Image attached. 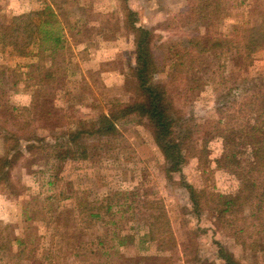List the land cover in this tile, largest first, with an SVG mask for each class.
Segmentation results:
<instances>
[{
  "label": "rangeland",
  "instance_id": "1",
  "mask_svg": "<svg viewBox=\"0 0 264 264\" xmlns=\"http://www.w3.org/2000/svg\"><path fill=\"white\" fill-rule=\"evenodd\" d=\"M54 1L62 7L60 46L37 39L23 56L0 42V155L6 153L10 134L37 143L44 139V146H50L29 152L23 143L11 184L4 177L0 181V264H219L216 241L241 264H264L263 218L245 225L238 205L218 221L214 203L196 218L188 191L180 186L184 180L199 190L220 192L227 195L222 203L244 181L250 189L256 183L264 190V179L252 170L251 148L242 150L240 165L225 169L190 157L183 174L170 180L146 120L130 115L118 122L117 135L87 137V159L57 160L55 147L65 145L69 133L91 129L114 103H133L136 84L134 36L122 23L121 0H0V29L14 16L40 11ZM191 1L194 7L197 2ZM220 1L231 20L222 16L216 24L219 36H233L235 24L252 26L261 20L264 0ZM130 4L140 16L139 25L154 33L155 51H168L169 59L194 34L205 33V25L188 12L189 0ZM170 65L156 77L158 83L169 82ZM190 66L180 83L200 88L189 101H181L179 111L191 119L185 123L192 127L196 148L220 125L243 134L254 122L252 112L244 113L250 109L246 105L264 92V50L249 57L211 52ZM222 145V139L209 143L212 159L220 157ZM163 211L175 239L167 252L146 238L154 216ZM244 211L249 214L248 208ZM141 257L149 260L142 263Z\"/></svg>",
  "mask_w": 264,
  "mask_h": 264
},
{
  "label": "trees",
  "instance_id": "2",
  "mask_svg": "<svg viewBox=\"0 0 264 264\" xmlns=\"http://www.w3.org/2000/svg\"><path fill=\"white\" fill-rule=\"evenodd\" d=\"M73 1L76 0H62L63 3ZM194 1L197 3L194 7H191L190 2L193 1L189 0L188 12L191 15L192 13L195 14L196 17H193L195 21L205 25V33L194 34L188 40L187 47L174 53L172 56V58L175 57L174 59H169L170 53L168 51L162 55L155 51L153 47L155 35L150 29L139 25V23L142 24L140 16L132 10L131 0H121L125 12L122 23L134 36L135 42L133 78L136 84V99L131 104L114 103L111 112L102 114L91 129L76 130L69 133L66 144L58 143L55 147L57 149L56 158L59 162L68 159L72 162H79L81 159H87L88 149L85 144L87 137L93 135L99 137L115 136L119 133L118 122L120 120L130 115H138L146 120V126L151 131L156 145L164 156L166 161L165 173L170 180H173L178 174H183L184 166L190 157H195L201 164L210 160L219 169H225L229 168L232 163L240 165L241 156L243 155L241 152L247 148L252 149V170L258 172L259 178L264 179V92L258 94L246 105L250 109L245 110L244 113L252 112L254 122L244 127L246 130L243 134H237L234 130L226 131L221 128V125L220 127H214L203 139L201 149L196 148L192 127L185 123V121L189 122L191 119L187 118L186 120V117L181 115V111H179L181 110V101H189L193 91L200 88V86L184 88L180 83L184 72L197 60V56L211 52H219L221 55L227 56L239 52L249 57L264 50V8L261 9V20L259 19L260 21L256 25L240 27L235 24L233 36H219L218 31H216L218 30L216 24L227 16L231 20V14L225 13V8H223L220 0ZM54 2V4L48 5L40 11L14 16L9 25L2 26L0 29V42L3 47H12L25 56L28 54L29 47L37 39L49 41L54 46H60L64 31L58 19V11L62 7L58 5L57 1ZM168 63L171 64V71L167 76L169 82L158 83L156 77L165 72ZM192 81L197 83L195 79ZM198 82L201 83V81ZM219 123L222 124L221 121ZM221 139L223 141L222 153L220 157L212 159L209 143ZM39 140H37L39 142L37 143L32 141L31 137L10 134L6 153L3 156L0 155V181L4 177V180L11 184L12 166L14 161L23 154L21 148L23 143L28 146L29 152L38 148L49 149V145L44 146V139ZM240 176L244 178L246 175L240 174ZM180 184L188 191L192 204L191 211L196 218H200L204 214L206 204L214 203L215 211L219 212L218 221L223 218L227 210H230L233 206L232 208L235 211L234 208L238 205L243 209L242 220L245 225L250 222V219L259 222H262V218L264 220V190L262 184H259L260 187H258L255 183L254 189H250L245 181L242 182L240 191L231 194L233 197H230L229 201L225 203H222V200L227 198V195L220 192L210 193L207 190H199L196 186L184 180ZM259 188L261 191L258 190ZM225 205L227 206L226 210L222 209ZM245 208L249 209L248 215H245ZM94 217H97V215H94ZM154 219V223L149 225L146 238L158 243L160 252L172 250L175 239L167 211L154 216ZM250 224L252 223L250 222ZM125 238L120 239L121 245L126 243ZM13 241L18 242V239ZM216 244L218 245L217 257L221 262L219 264H241L222 244L218 241H216ZM115 253L119 254L120 251L115 250ZM156 258L159 259V257ZM148 260L149 257H141L142 263ZM198 264H203V262L200 261Z\"/></svg>",
  "mask_w": 264,
  "mask_h": 264
}]
</instances>
